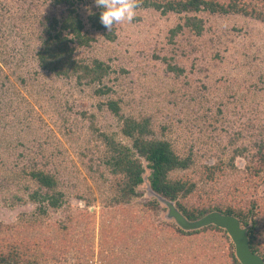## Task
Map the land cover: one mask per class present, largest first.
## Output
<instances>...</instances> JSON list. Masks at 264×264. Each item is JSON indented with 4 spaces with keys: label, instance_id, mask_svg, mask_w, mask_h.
Segmentation results:
<instances>
[{
    "label": "rangeland",
    "instance_id": "rangeland-1",
    "mask_svg": "<svg viewBox=\"0 0 264 264\" xmlns=\"http://www.w3.org/2000/svg\"><path fill=\"white\" fill-rule=\"evenodd\" d=\"M47 4L0 0V249L18 248L33 264H158L153 256L176 264L169 256L175 248L172 258L182 264L203 256L201 237L194 246L195 239L172 234L162 203L165 211H145L153 196L147 183L130 204L107 203L111 176L101 164L99 133L127 142L120 123L99 107L108 99L119 100L125 115L150 116L157 136L164 132L178 154H190V167L174 173L196 182L188 204L239 207L254 199L264 209V175L251 170L264 146V22L204 13L202 35L184 29L172 37L183 15L136 8L131 22L113 26L112 41L92 33L91 45L77 50L111 66L103 81L111 92L97 96L95 86L37 66ZM239 148L245 151L231 161ZM32 163L57 177L61 208L40 213L29 201L21 170ZM217 164L221 170L206 181L204 167Z\"/></svg>",
    "mask_w": 264,
    "mask_h": 264
},
{
    "label": "trees",
    "instance_id": "trees-1",
    "mask_svg": "<svg viewBox=\"0 0 264 264\" xmlns=\"http://www.w3.org/2000/svg\"><path fill=\"white\" fill-rule=\"evenodd\" d=\"M94 3V0H48L47 11L40 23L38 45L35 53L37 66L56 78L74 80L78 86H95L94 94L106 96L111 88L104 85V79L110 74L111 66L107 61L97 58H82L78 56L80 47H88L94 41L93 34H101L107 40L115 38L113 29L108 31L100 22L101 8L96 4L86 12L84 5ZM140 9H153L162 15L169 13L183 15L182 22L171 31L176 35L184 29L196 36L203 34L205 21L201 14L218 16L239 15L264 22V0H136ZM171 69L182 71L173 66ZM106 107L111 115L120 123L119 133L127 140L124 142L115 138L113 134L99 133V140L104 147L101 164L111 176L109 183L110 196L107 199L109 206H125L143 196L140 186L148 184L151 192L174 202L176 208L189 220L200 218L211 211L230 214L239 219L241 226L248 227L249 245L254 253L264 259L261 247L264 240V209L262 204L254 199L246 201L239 207L231 205H200L188 204L186 199L192 197L196 191V182L174 175L184 171L192 164L190 154L181 156L176 152L171 142L155 133L150 116L125 115L122 112L120 101L108 99L99 103ZM165 128L163 127V130ZM245 148H239L232 155H242ZM257 160L251 166L255 177L264 175V146L257 148ZM221 170L219 164L205 166L203 174L206 181L211 182L216 173ZM24 178L26 195L35 209L40 213L57 210L62 207L63 192L59 189L57 177L46 170L43 165L32 163L21 170ZM145 211L156 215L166 209L161 206L155 196L145 202ZM172 221V220H171ZM172 234L177 238H193L195 246L201 237L207 247L202 255L194 253L190 264H240L234 254V245L226 231L216 226H208L195 231H183L174 222H166ZM0 224V231H1ZM142 239L136 247V257L141 255V247L145 245ZM149 243V242H148ZM170 260L182 264L181 258H172L175 249H171ZM177 253V252H176ZM157 259L158 264H166L163 256ZM138 258H132L136 264ZM147 258V263L153 262ZM0 264H33L23 258L20 250L15 247L7 250L0 249ZM135 264V263H134Z\"/></svg>",
    "mask_w": 264,
    "mask_h": 264
},
{
    "label": "water",
    "instance_id": "water-1",
    "mask_svg": "<svg viewBox=\"0 0 264 264\" xmlns=\"http://www.w3.org/2000/svg\"><path fill=\"white\" fill-rule=\"evenodd\" d=\"M166 208V218L183 231H195L208 226H216L226 231L234 245V254L240 264H264V259L254 253L249 245L248 227H243L238 218L219 211H211L195 220L187 219L175 206L174 202L153 193Z\"/></svg>",
    "mask_w": 264,
    "mask_h": 264
},
{
    "label": "clouds",
    "instance_id": "clouds-1",
    "mask_svg": "<svg viewBox=\"0 0 264 264\" xmlns=\"http://www.w3.org/2000/svg\"><path fill=\"white\" fill-rule=\"evenodd\" d=\"M94 3L102 9L100 22L108 31L115 24L131 22L136 14V0H94Z\"/></svg>",
    "mask_w": 264,
    "mask_h": 264
}]
</instances>
